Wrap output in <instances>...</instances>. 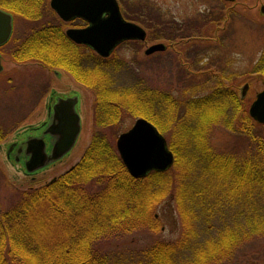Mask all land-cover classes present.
Segmentation results:
<instances>
[{
	"label": "rangeland",
	"instance_id": "rangeland-1",
	"mask_svg": "<svg viewBox=\"0 0 264 264\" xmlns=\"http://www.w3.org/2000/svg\"><path fill=\"white\" fill-rule=\"evenodd\" d=\"M238 1L237 14L225 29L219 45L207 41L208 44L199 39L205 36L215 39L212 29H207L202 35L197 30H192L191 34L186 35L183 30L153 28L150 25H153L151 23L154 17L149 15L150 25L148 21L146 24L150 26L148 30L150 41L143 45L128 42L112 56L114 64L119 66L112 65L108 73L111 88L114 90L134 88L138 91L152 89L156 96L161 93L170 94L181 105L179 107L183 108L191 97L201 98L214 92L219 84L217 74H220V77L224 76L223 88L230 92L234 91L237 96L241 97L240 88L246 83L249 84L250 91L247 93L246 101L250 116L251 104L256 95L264 90V76L255 72L264 48V15H261L264 0ZM141 2L153 8L156 14H160L164 22L172 21L173 17L179 20L194 18L199 10L204 9L223 14V21H226V5L220 0H141ZM54 18L52 12L47 11L41 22H51ZM19 20L16 37L25 42L32 34V26L38 25L34 24L32 19ZM41 22L38 24H42ZM169 32L172 35L167 41ZM188 38L191 39V44L176 43L178 52L174 54L170 50L154 55L145 53L153 43L164 42L170 45L173 40L177 41L175 39ZM200 43H206L204 44L207 46L206 51L197 56L191 55L189 48ZM26 45L27 42L24 46ZM38 57L41 58L43 55L30 59L29 65L16 61L15 64L6 63L8 72L0 79V136L6 137L7 141L20 127L33 128L42 121L49 123L46 113L53 96L67 98L76 95L80 98L78 112L82 118V130L68 155L34 176H26L20 165L7 159L5 150L0 151V216L16 204L20 193L38 189L74 167L83 157L93 135L98 96L66 70L60 69L62 71L56 77L53 68L37 62ZM113 106L120 111L118 122L101 132L116 147L119 136L131 129L138 118L133 117L121 103L108 104V107ZM224 114L213 126L211 137L208 138L206 135L209 147L219 155L234 154L237 160L251 159L250 156H254L251 148L254 147L245 136L232 134L224 128L223 125L227 123V119L224 118L225 116L230 118L231 111ZM250 118L254 120L251 116ZM255 130L264 135V124ZM166 134L165 137L168 139L169 134ZM251 162L255 164L254 161ZM187 164L176 170V173L182 171L177 179L182 186L179 191H173L176 201L169 197L162 201L155 211L160 223L158 232L140 230L130 235L110 237L98 244L100 251L124 264H130L134 262V255L156 242L177 243L183 239L185 225L192 224L190 232L195 244L191 242L190 247L185 238L176 253V262L179 264L191 263L196 253V250L192 249L193 246H197V249L201 246L206 247L208 241L222 237L227 230L235 234V245L220 251L222 254L219 252L221 254L219 259H210V264L215 262L264 264V189H257L244 183L235 194H232L230 185L229 196L225 193L228 187L221 186V180L216 175L215 179L212 171H206L202 164L190 166ZM92 189H97V186ZM179 194L182 205L177 203ZM37 219H34L35 223Z\"/></svg>",
	"mask_w": 264,
	"mask_h": 264
},
{
	"label": "trees",
	"instance_id": "trees-1",
	"mask_svg": "<svg viewBox=\"0 0 264 264\" xmlns=\"http://www.w3.org/2000/svg\"><path fill=\"white\" fill-rule=\"evenodd\" d=\"M58 29L51 26L30 38L17 51L21 56L15 61L22 63L42 54L38 63L66 70L92 89L98 96L93 135L74 167L38 189L20 193L16 204L0 216V264H124L101 252L98 244L140 230L158 232L160 223L155 211L169 197L176 201L173 191L182 186L177 180L182 171L176 170L185 163L202 164L206 171H212L221 186L228 187L225 193L229 196L230 185L232 194L244 183L264 189V135L255 130L262 125L248 114V96L242 99L223 88L224 76L217 75L219 84L214 92L191 97L183 108L170 94L156 96L152 89L114 90L108 77L112 65L119 66L114 58L100 57L86 46L73 43ZM168 35L167 41L172 34ZM255 72L264 76V48ZM110 102L123 104L133 117L146 118L161 133L169 134L167 140L176 157L172 169L152 172L143 179L130 175L117 148L101 132L118 122L120 111L116 106L108 107ZM229 110L231 117L225 116L227 123L223 126L232 134L248 138L254 147L252 160L240 161L234 154L219 155L206 141V135L211 137L213 126ZM94 186L97 189H92ZM180 199L181 194L178 205ZM179 210L182 215L180 206ZM191 226L185 225L183 239L177 243L156 242L134 255L130 264H179L176 253L181 243L186 238L190 247L195 244ZM231 232L227 230L222 237L208 241L206 247L193 246L196 253L190 264H210V259H219L220 251L235 245V234Z\"/></svg>",
	"mask_w": 264,
	"mask_h": 264
},
{
	"label": "water",
	"instance_id": "water-1",
	"mask_svg": "<svg viewBox=\"0 0 264 264\" xmlns=\"http://www.w3.org/2000/svg\"><path fill=\"white\" fill-rule=\"evenodd\" d=\"M51 5L64 21L82 18L88 23L86 28L68 30L67 35L75 43L88 46L102 57H109L127 40L146 39V31L141 26L123 18L117 0H52ZM261 15H264V5ZM12 30L11 14L0 10V45L9 40ZM164 50L166 45L161 43L152 45L145 53L151 55ZM249 88L248 83L241 88L242 99L246 98ZM78 104V96L58 98L53 111L50 110L49 123H46L42 135L27 138L10 158L9 153L15 147L12 145L7 159L20 163L24 158L26 174H33L62 160L72 151L82 130ZM249 113L256 122L264 124V90L256 95ZM46 136L50 137V147ZM116 146L130 175L136 179L151 172H165L175 163V155L164 135L144 118H138L131 129L122 133Z\"/></svg>",
	"mask_w": 264,
	"mask_h": 264
},
{
	"label": "flooded vegetation",
	"instance_id": "flooded-vegetation-1",
	"mask_svg": "<svg viewBox=\"0 0 264 264\" xmlns=\"http://www.w3.org/2000/svg\"><path fill=\"white\" fill-rule=\"evenodd\" d=\"M224 5H226V21H223V14L220 13H214L213 10L210 9H204V10H199L198 13L194 18L189 17L187 20H179L177 17H173L172 21L170 22H164L161 19L160 14H156L155 10L151 7H149L146 3H142L141 0H117L121 14L123 18L131 23L137 24L141 26L143 29L146 31L149 30L150 26L153 28L157 27H168L170 29H175V30H183L185 31V34H191L192 30H197L199 33L202 35V32H205L207 29H212L214 30L213 35L216 36L215 39L211 38L210 36L207 37H201L202 41L205 42H210L213 45H219L221 44V37L227 29V26L231 22V19L237 14L236 8L239 6V1H226V0H220ZM52 0H0V10L5 11L9 14H11L13 18V30L11 37L9 40L0 45V63L2 65V70L0 71V79L4 77V74L8 72L6 70V63H14L16 58L19 59V56H17V51L19 48H24V44L27 42L26 40H29L30 38H36L34 36L41 35L43 31H45L46 28L51 27V26H56L58 27L59 31L64 33L68 39H70L67 35V31L70 29H83L88 26V23L81 19V18H75L71 21H64L58 13L52 8L51 5ZM47 11H51L53 16L55 17L51 22H44L42 23L41 20L43 19L44 13ZM149 15H152V18L154 17V20H152L153 25H150V18L148 17ZM19 18L22 20L26 19H32L34 24L36 23L38 26L33 25L32 30H31V35L25 40V42H22L20 40V37H16V33L18 31V24H19ZM25 21V20H24ZM146 21H148V24H146ZM41 22L42 24H38ZM175 34V33H174ZM173 34V36H174ZM51 40V39H50ZM71 40V39H70ZM177 41L170 43V45L166 44L167 49L164 52L171 51L173 54L174 52H178L177 48L175 47L176 43L179 44V42L184 43V45L191 44V39H185V40H179L175 39ZM73 43H75L73 40H71ZM130 42H137V41H130ZM187 42V43H186ZM207 42V43H208ZM140 43L145 44L147 42L141 41ZM77 44V43H75ZM128 44V42H124L121 44L115 52L123 45ZM156 44V43H153ZM152 44V45H153ZM206 43H200L197 46L190 47L189 52L193 56H197L201 54L202 52L206 51L207 46L204 45ZM209 44V43H208ZM77 45H82V44H77ZM85 46V45H83ZM171 49H170V48ZM92 51V50H91ZM114 52V53H115ZM159 54V53H156ZM114 55V54H113ZM154 55V54H152ZM112 56V55H111ZM26 65H29L30 62L29 60H26L24 62ZM23 65V64H22ZM38 65V64H36ZM53 73L56 77L60 75V70L59 68H53ZM218 75V74H217ZM72 94L73 91H72ZM57 97L53 96L51 98V102L47 107V119H49L50 116V110L53 111L52 107L55 105V101H57ZM49 122V120H48ZM47 122H40L38 123L36 127H29V128H18L17 131H15L11 138L6 141V137H1L0 142V151L5 150V156L8 157L9 149L12 145H15V147L12 149V151L9 153L10 158H13V155L16 154V151L18 149L19 144L22 142L26 141L27 138L34 136V137H40L43 133V130L45 129ZM46 141H49V136L45 137ZM4 140V141H3ZM22 156V155H21ZM14 162V161H13ZM24 158H21L20 163H16L17 165H20L23 169V172H25L24 168ZM37 173L33 174H26V176H33Z\"/></svg>",
	"mask_w": 264,
	"mask_h": 264
}]
</instances>
